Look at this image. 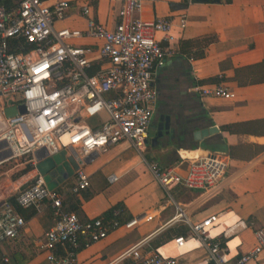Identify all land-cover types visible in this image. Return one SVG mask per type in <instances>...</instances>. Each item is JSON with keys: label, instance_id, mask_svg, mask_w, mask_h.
Here are the masks:
<instances>
[{"label": "crops", "instance_id": "1", "mask_svg": "<svg viewBox=\"0 0 264 264\" xmlns=\"http://www.w3.org/2000/svg\"><path fill=\"white\" fill-rule=\"evenodd\" d=\"M70 2L69 16L56 22L57 28H84V19L77 13L78 3L83 2L90 4L91 16L106 27H113L118 20L120 3ZM138 15L144 20L170 18L171 38L165 39L164 32H156L155 38L176 51L152 74L157 96L146 147L139 153L123 140L92 152L81 166L90 186L78 193L70 191L75 169L52 190L60 194L62 210L72 212L67 207L74 204L83 222L109 216L118 207H124L122 223L142 214L150 213L153 218L133 228L120 226L105 238L81 247L74 264H104L142 239L148 240L149 248L178 256L180 264H205L206 250L199 247L196 237L186 238L182 247L174 243V238L189 232L183 233L189 227L185 220H171L176 205L183 208L191 223L218 214L210 234L226 242L229 258L249 252L256 243V230L264 229V142L249 139L264 138V0H142ZM181 16L186 18L184 28L179 26ZM218 82L234 97L202 95L195 89ZM15 105V98L0 95L4 117L5 109ZM160 114L161 131L170 133L171 129L170 137L152 142L149 138L157 132ZM207 124L219 128V138L211 142L213 147L223 148L222 152L205 150L202 142L194 139L193 131ZM3 127L4 120L0 119V131ZM210 152L222 154L227 161V186L215 194L176 186L168 195L148 166L157 163L185 175L191 158ZM42 161L26 170L15 161L1 159L0 201L13 202L15 192L40 174L37 166ZM111 175L116 179L110 181ZM17 211L27 224L16 238L0 243V262L47 264L46 251L39 248V243L53 224L50 209L32 213L31 207H17ZM168 249L174 252H166ZM245 264H264V249Z\"/></svg>", "mask_w": 264, "mask_h": 264}, {"label": "built area", "instance_id": "2", "mask_svg": "<svg viewBox=\"0 0 264 264\" xmlns=\"http://www.w3.org/2000/svg\"><path fill=\"white\" fill-rule=\"evenodd\" d=\"M109 1L120 3L118 20L111 28L91 16L88 2L77 5L84 28L56 27V22L68 18L70 0H19L9 10L0 3V95L24 105V112L12 116L4 117L0 110V119L4 120L0 153L9 151L5 160L27 170L37 164L38 150L45 149L49 156L69 150L77 162L72 193L90 186L81 166L92 152L123 140L139 153L144 150L157 96L151 85L152 74L176 52L155 38L156 32L171 38L170 18L142 19L138 15L142 0ZM179 26H186L185 16H181ZM83 39L91 43H80ZM195 89L202 95L234 97L221 82ZM148 166L168 195L176 186L213 194L227 186V161L222 154L210 152L191 158L185 175L157 163ZM115 179L114 175L109 177L110 181ZM47 187L38 174L15 192L13 202L0 201V243L16 238L27 224L17 207H31L35 213L50 209L53 224L39 243V248L46 251L47 264H74L81 247L105 238L120 226L133 228L153 218L150 213L142 214L122 223L124 207H118L109 216L83 222L75 213L64 212L61 197ZM175 209L171 220H185L189 232L174 238V243L182 247L186 238L196 237L199 247L206 250L205 264H245L264 249V229H257L253 248L229 258L226 242L210 234L218 214L191 223L183 208L176 205ZM104 264L180 261L178 256L149 248L148 240L142 239Z\"/></svg>", "mask_w": 264, "mask_h": 264}, {"label": "water", "instance_id": "3", "mask_svg": "<svg viewBox=\"0 0 264 264\" xmlns=\"http://www.w3.org/2000/svg\"><path fill=\"white\" fill-rule=\"evenodd\" d=\"M212 2H219L221 0H209ZM152 85V82H151ZM22 113L24 112V105L19 104L14 107H9L5 109L6 116H12L16 113ZM159 112V111H158ZM163 118V115L160 114L159 117V123H158V129L152 138H149L152 142L158 140L159 138L166 136L169 139L170 133L169 131H165L164 133L161 131V120ZM165 128L167 129V124L165 125ZM193 137L196 140H200L202 142V147L205 150L208 151H223V148H215L212 145L211 141H214L215 137L219 138V128H217L215 125L207 124L204 126L199 127L197 130L193 131ZM250 140H256L257 142H264L263 137H254L250 136ZM4 146V142H0V148ZM35 155L39 159H44L42 163L38 164L37 168L39 170V173L43 176L44 181L46 183L47 188L52 190L57 183L62 182L64 179L69 177L75 169H77V162L74 158V155L66 156V150H60L58 153L53 154L51 156L47 155L45 152V149L38 150ZM9 156V151L5 150L2 153H0V160L7 158Z\"/></svg>", "mask_w": 264, "mask_h": 264}, {"label": "trees", "instance_id": "4", "mask_svg": "<svg viewBox=\"0 0 264 264\" xmlns=\"http://www.w3.org/2000/svg\"><path fill=\"white\" fill-rule=\"evenodd\" d=\"M1 2V4L7 9V10H9V9H12V8H14L16 5H17V2H19V0H0ZM11 50H14V47L12 46V48H11ZM57 193V192H56ZM59 196H60V194L59 193H57ZM61 201H62V199H61ZM63 203H65V202H63ZM66 204V203H65ZM19 208V207H18ZM67 209L69 210V211H72L73 213H75L77 216H78V209H77V207L74 205V204H71V205H69V207H67ZM32 213H34V209H32ZM124 213V212H123ZM122 216H123V214L120 216V219L122 218ZM188 230H189V227L188 228H184V231H183V233L184 234H186L187 232H188ZM0 264H2L1 262H0Z\"/></svg>", "mask_w": 264, "mask_h": 264}, {"label": "bare ground", "instance_id": "5", "mask_svg": "<svg viewBox=\"0 0 264 264\" xmlns=\"http://www.w3.org/2000/svg\"><path fill=\"white\" fill-rule=\"evenodd\" d=\"M166 252H172V251L168 249ZM173 252H174V251H173ZM173 252H172V253H173Z\"/></svg>", "mask_w": 264, "mask_h": 264}, {"label": "rangeland", "instance_id": "6", "mask_svg": "<svg viewBox=\"0 0 264 264\" xmlns=\"http://www.w3.org/2000/svg\"><path fill=\"white\" fill-rule=\"evenodd\" d=\"M80 23H81V22H80ZM80 23H79V24H80ZM80 43H82V42H80ZM82 44H88V43H82Z\"/></svg>", "mask_w": 264, "mask_h": 264}]
</instances>
